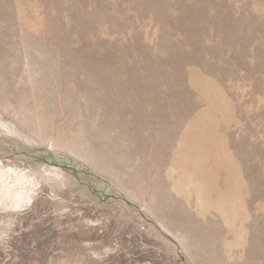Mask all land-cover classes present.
Wrapping results in <instances>:
<instances>
[{
    "label": "rangeland",
    "instance_id": "obj_1",
    "mask_svg": "<svg viewBox=\"0 0 264 264\" xmlns=\"http://www.w3.org/2000/svg\"><path fill=\"white\" fill-rule=\"evenodd\" d=\"M0 264H264V0H0Z\"/></svg>",
    "mask_w": 264,
    "mask_h": 264
}]
</instances>
